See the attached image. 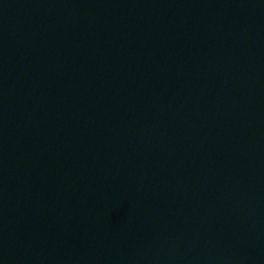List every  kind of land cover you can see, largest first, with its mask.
I'll list each match as a JSON object with an SVG mask.
<instances>
[{"label": "water", "instance_id": "95a60500", "mask_svg": "<svg viewBox=\"0 0 264 264\" xmlns=\"http://www.w3.org/2000/svg\"><path fill=\"white\" fill-rule=\"evenodd\" d=\"M0 264H264V0H0Z\"/></svg>", "mask_w": 264, "mask_h": 264}]
</instances>
